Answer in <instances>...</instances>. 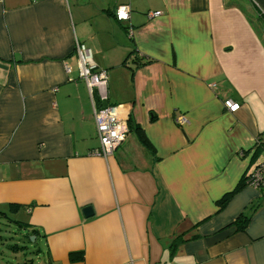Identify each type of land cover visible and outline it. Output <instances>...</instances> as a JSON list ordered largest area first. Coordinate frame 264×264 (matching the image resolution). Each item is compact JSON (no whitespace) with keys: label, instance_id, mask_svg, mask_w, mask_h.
<instances>
[{"label":"crops","instance_id":"1","mask_svg":"<svg viewBox=\"0 0 264 264\" xmlns=\"http://www.w3.org/2000/svg\"><path fill=\"white\" fill-rule=\"evenodd\" d=\"M76 43L129 129L107 159ZM261 143L264 0L0 3V210L38 229L48 264H264V197L218 204Z\"/></svg>","mask_w":264,"mask_h":264},{"label":"built area","instance_id":"2","mask_svg":"<svg viewBox=\"0 0 264 264\" xmlns=\"http://www.w3.org/2000/svg\"><path fill=\"white\" fill-rule=\"evenodd\" d=\"M3 0H0L2 3ZM130 6L121 4L115 8L114 17L118 22L127 23L130 18ZM123 13V14H121ZM161 15L160 12L148 13V18ZM75 54L79 69V78L85 83L93 102V115L99 146L91 154L107 159L126 140L129 133L126 122L120 119V108L108 103L106 71L97 69L92 61L91 50L85 45L76 43ZM69 73V68H66ZM225 109L235 113L239 105L232 101L223 103ZM177 124L185 123L183 117L176 119ZM246 185L257 190L264 197V161L247 177Z\"/></svg>","mask_w":264,"mask_h":264},{"label":"trees","instance_id":"3","mask_svg":"<svg viewBox=\"0 0 264 264\" xmlns=\"http://www.w3.org/2000/svg\"><path fill=\"white\" fill-rule=\"evenodd\" d=\"M126 62H127V59L124 62V64ZM150 62L151 61H145L141 65H146ZM139 140L145 148L151 149L150 144L148 143V141L146 140V138L142 134H140ZM261 145L262 146L260 148L262 150H264V144L261 143ZM246 180H247V177L245 179H243L242 182H240V184L236 187V189L234 191L226 194L219 201V203H218L219 206L224 207L226 205V203L228 202V200H230V198L232 197V195L235 192L240 190L242 187L247 186ZM248 222H249V216H240L233 223V225L236 227L237 230L243 231L246 228ZM11 227L13 228V230H9V228H11ZM3 232L8 233L10 236H7L5 238L4 236L1 235ZM12 233L20 234V236L22 238V244L21 245L10 242L12 240V237H11ZM32 237L34 238V241H31ZM43 239H44V236L40 235L38 229L28 225L27 223H24L23 221H20L18 219H14V217L12 215H9V214L5 213L4 211L0 210V241H1V243H2V241H5L4 247L7 250L13 252L14 254L21 251L24 254V256L30 255V254L37 256L38 253H40L38 243H40L41 240H43ZM8 240H10V241H8ZM70 257L72 260H75L77 258V254L71 253ZM21 264H33V260L32 259L26 260V258H25L23 263H21Z\"/></svg>","mask_w":264,"mask_h":264},{"label":"rangeland","instance_id":"4","mask_svg":"<svg viewBox=\"0 0 264 264\" xmlns=\"http://www.w3.org/2000/svg\"><path fill=\"white\" fill-rule=\"evenodd\" d=\"M262 156H260L259 158L261 159ZM14 219H18V217H14ZM9 230H13V228H9ZM2 236H4L5 238L7 236H10L8 233H2ZM12 240H8L12 243L21 245L22 244V238L20 236V234H11ZM5 241H0V264H21L23 263L24 259L26 258V260H33V264H48L47 258L45 256V247H44V243H38V247L40 249V253L38 256L35 255H25L19 251L17 253H13L9 250H7L4 246Z\"/></svg>","mask_w":264,"mask_h":264},{"label":"water","instance_id":"5","mask_svg":"<svg viewBox=\"0 0 264 264\" xmlns=\"http://www.w3.org/2000/svg\"><path fill=\"white\" fill-rule=\"evenodd\" d=\"M82 212H83L84 217L87 218L91 214V209L90 207H85ZM31 241H34L33 237L31 238Z\"/></svg>","mask_w":264,"mask_h":264},{"label":"snow or ice","instance_id":"6","mask_svg":"<svg viewBox=\"0 0 264 264\" xmlns=\"http://www.w3.org/2000/svg\"><path fill=\"white\" fill-rule=\"evenodd\" d=\"M121 14H123V13H121Z\"/></svg>","mask_w":264,"mask_h":264}]
</instances>
